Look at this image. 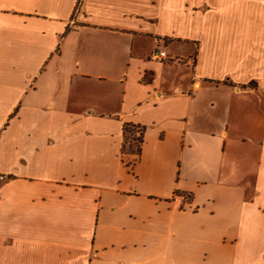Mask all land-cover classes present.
Returning a JSON list of instances; mask_svg holds the SVG:
<instances>
[{
    "label": "crops",
    "instance_id": "0c3cea01",
    "mask_svg": "<svg viewBox=\"0 0 264 264\" xmlns=\"http://www.w3.org/2000/svg\"><path fill=\"white\" fill-rule=\"evenodd\" d=\"M0 176V264H264V0H0Z\"/></svg>",
    "mask_w": 264,
    "mask_h": 264
},
{
    "label": "trees",
    "instance_id": "16d2710c",
    "mask_svg": "<svg viewBox=\"0 0 264 264\" xmlns=\"http://www.w3.org/2000/svg\"><path fill=\"white\" fill-rule=\"evenodd\" d=\"M137 135H139L138 138H136ZM125 137H126V143L130 139V137H132V140L138 141L140 143V146L138 147V152H140V147L143 143V132L141 131V129L135 126L128 125L125 129Z\"/></svg>",
    "mask_w": 264,
    "mask_h": 264
},
{
    "label": "built area",
    "instance_id": "2783aa9c",
    "mask_svg": "<svg viewBox=\"0 0 264 264\" xmlns=\"http://www.w3.org/2000/svg\"><path fill=\"white\" fill-rule=\"evenodd\" d=\"M150 59L152 61H155V62L163 63V62H165L168 59V55H167V53L164 50L158 49L151 55ZM0 180L1 181L5 180L4 176H0ZM0 197H1V195H0ZM187 200H188L187 197H183L182 201L184 202V201H187Z\"/></svg>",
    "mask_w": 264,
    "mask_h": 264
},
{
    "label": "rangeland",
    "instance_id": "374dc122",
    "mask_svg": "<svg viewBox=\"0 0 264 264\" xmlns=\"http://www.w3.org/2000/svg\"><path fill=\"white\" fill-rule=\"evenodd\" d=\"M138 137H139V135H137L136 138H138ZM127 145H128V147H127L128 149L131 148V149L135 150L136 152H138V147L140 146V143L138 141L132 140V137H130V139L127 142Z\"/></svg>",
    "mask_w": 264,
    "mask_h": 264
}]
</instances>
